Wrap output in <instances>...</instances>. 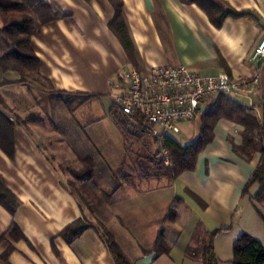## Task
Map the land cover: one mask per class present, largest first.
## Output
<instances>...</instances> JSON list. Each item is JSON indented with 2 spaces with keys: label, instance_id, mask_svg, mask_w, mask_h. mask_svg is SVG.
Instances as JSON below:
<instances>
[{
  "label": "crops",
  "instance_id": "1",
  "mask_svg": "<svg viewBox=\"0 0 264 264\" xmlns=\"http://www.w3.org/2000/svg\"><path fill=\"white\" fill-rule=\"evenodd\" d=\"M42 1L55 17L45 21V15L32 11L39 23L31 38L40 58L38 74L22 79L18 71H4L0 64V110L15 124V154L9 156L0 146V175L20 201L14 215L0 204V264H117L96 221L113 232L132 264L200 262L198 253H187L194 235L217 229H222L214 242L219 264H232L233 242L243 232L264 244V219L252 222L243 216L248 205L256 208L243 189L261 157L254 152L245 159L234 151L233 144L243 143L244 126L220 118L195 169L173 183L149 174L133 181L123 178L118 188L106 190L107 175L123 177L126 144L109 109H102L104 114L97 118L83 111L88 103L109 95V79L126 63L142 70L181 64L208 75H257L252 92L230 97L264 123V58L251 59L264 36V0H122L135 46L133 60L110 27L115 16L110 0ZM225 6L252 14L229 15L216 26L215 9ZM72 93L99 98L72 112L67 105L72 97L65 98ZM216 98L202 103L194 120L180 124L183 138L170 135L181 145L196 139L201 115ZM55 115L68 119L69 126L35 128L46 118L54 124ZM108 118L112 129L103 127ZM89 154L98 177L92 180L100 184H93L98 187L92 192L94 201L73 186L82 179L72 175V160L80 162ZM257 189L253 186L251 193ZM261 206L264 209V201ZM170 210L176 212L175 220L168 218ZM79 218L93 225L73 242L66 241L62 230ZM161 230L170 255L156 256L153 251ZM8 250L6 261L1 255Z\"/></svg>",
  "mask_w": 264,
  "mask_h": 264
},
{
  "label": "trees",
  "instance_id": "2",
  "mask_svg": "<svg viewBox=\"0 0 264 264\" xmlns=\"http://www.w3.org/2000/svg\"><path fill=\"white\" fill-rule=\"evenodd\" d=\"M115 8V16L110 22V27L118 36L130 59H134L135 46L129 34L128 27L122 14V0H110ZM217 18L212 16L216 26H220L226 16H243L252 13H240L231 7L215 9ZM34 13L45 15V21L54 18L50 6L42 0H0V18L3 26L0 27V36L7 48L0 53V64L4 71L16 70L22 79L25 76L38 74L40 58L32 48L31 38L36 33L39 23ZM17 18V21H12ZM99 98L97 95L86 100ZM109 116L122 134L125 144L128 143V135H141L149 130L152 125L139 112L128 114L120 109L114 102L109 108ZM220 118H226L244 126L242 145L233 144L234 151L245 159H250L254 152H260L261 157L257 167L251 173L246 182L243 195H248L254 203L264 201V123L256 117L244 104L225 94H219L214 104L207 107L201 115V127L199 135L192 142L181 145L172 135H164L163 140L154 138L156 149L153 152L155 175L159 179L166 178L173 183L182 173L192 171L196 167L199 154L212 142L214 128ZM14 122L0 110V146L11 157H14ZM141 133V134H140ZM167 149L172 160L171 165L164 162L163 150ZM72 175L76 179H92L96 175V161L93 155H87L81 159V167L72 169ZM148 176V175H146ZM120 182L115 188L120 186ZM258 189L251 193L253 186ZM0 204L12 215L19 207L20 201L11 189L4 183L0 175ZM259 214L264 219L261 211ZM170 220L176 219V212L170 210ZM93 224L84 218H79L67 225L61 232V236L68 242L79 238L85 230ZM103 239L108 245L117 264H132L122 251L113 232L103 223L97 224ZM222 229L204 231L201 235L196 233L187 253H198L200 262L194 264H219V258L215 250V238ZM19 237V236H18ZM199 246V247H198ZM156 256L170 255L171 247L165 239L163 230L160 231L153 247ZM9 250L1 255L7 261ZM232 264H264V244L253 235L243 232L233 242Z\"/></svg>",
  "mask_w": 264,
  "mask_h": 264
},
{
  "label": "built area",
  "instance_id": "3",
  "mask_svg": "<svg viewBox=\"0 0 264 264\" xmlns=\"http://www.w3.org/2000/svg\"><path fill=\"white\" fill-rule=\"evenodd\" d=\"M264 58V36L253 50L255 62ZM258 84L254 78H234L228 74L208 75L185 65L156 66L142 70L133 64L122 65L109 79V95L128 114L141 113L152 127L153 138L180 132V124L194 120L202 103L219 94L250 93ZM164 162L171 165L168 150Z\"/></svg>",
  "mask_w": 264,
  "mask_h": 264
},
{
  "label": "rangeland",
  "instance_id": "4",
  "mask_svg": "<svg viewBox=\"0 0 264 264\" xmlns=\"http://www.w3.org/2000/svg\"><path fill=\"white\" fill-rule=\"evenodd\" d=\"M3 24L0 26L2 27ZM2 36H0V53L2 51H4L7 48V45L5 43H3V41L1 40ZM127 64V63H126ZM131 64V63H130ZM137 66V65H135ZM138 67V66H137ZM140 68V67H139ZM141 69V68H140ZM145 71V70H144ZM36 74H33V76H35ZM31 77V76H30ZM71 98V101L69 103L71 104H67L68 107H71V111L75 112L79 106L81 107L83 105L84 102L89 101L86 100L88 97H85L84 95H80L78 93H72V95H65V98ZM93 100V99H90ZM112 102H114V100L110 97V95L108 96H104L102 97V100L99 101H94V102H90L86 105L85 108H83V111H86L85 113L88 115L87 117H96L97 116H101V114L103 113L102 109H106V112H108V109L110 108ZM115 103V102H114ZM116 104V103H115ZM116 106H118L116 104ZM119 107V106H118ZM64 110V109H63ZM64 112V111H63ZM102 112V113H101ZM84 115V113H82ZM29 115V114H28ZM76 115V114H75ZM55 121L54 124H52V121H50L49 119H44L43 123L38 125V126H34L35 128L39 127L41 129H52V127H68L69 126V120H60L59 117H57V115H55ZM87 120V119H86ZM26 121V120H24ZM198 121V119H197ZM77 124H75V121L73 119L72 116V129H76ZM113 125L111 124L109 118L107 120V122H105L104 124V128L107 129H112ZM197 130V129H196ZM86 133V131H85ZM143 134L141 135H128L127 141L128 143L126 144V149H127V156H126V161H125V165L123 166V177H117V178H113L111 175H107V179H105L104 182H110V187H106V190H109V188H115L118 185V182L122 181L123 178H125L127 181H133L137 178V176H146L149 174H154L155 173V168L154 167V161H151V159L153 158V152H154V148L156 147L155 145V141L154 138L152 136L149 135V131H145L142 132ZM176 135H180V137L183 138V134L182 132L180 133H176ZM51 138H53L51 136ZM75 139V141H77V137L72 135V140ZM47 141V140H46ZM114 143L116 144V141L113 140ZM73 142V141H72ZM74 144V143H73ZM155 145V147H154ZM73 158V156H72ZM75 159L72 160V168L75 169H79L81 167V161L80 162H75ZM62 164H64V162H62ZM68 163L65 162L64 166L67 167ZM69 167V166H68ZM98 177L94 176L95 180ZM72 179H75L72 176ZM86 178V179H82V180H74L75 185L74 188H76V190H78L79 194H85V196H91L93 197V201H94V195H92V192L96 193L98 191V187L95 188V185L93 184H97V186H100V184H98L97 182L94 183L95 180ZM99 194V193H98ZM256 204V208L253 207L251 204L248 205V209L249 211H246L243 216L246 219H251L252 222H254V219L259 220L262 218L261 215L259 214L257 208H259L261 211L264 212V209L262 208L261 203H255ZM261 222V221H260ZM99 221H96V224H98Z\"/></svg>",
  "mask_w": 264,
  "mask_h": 264
}]
</instances>
